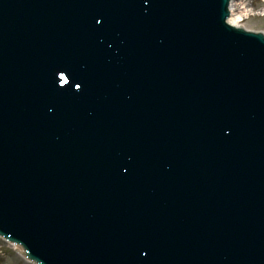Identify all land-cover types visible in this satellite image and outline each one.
<instances>
[{"label": "water", "instance_id": "obj_1", "mask_svg": "<svg viewBox=\"0 0 264 264\" xmlns=\"http://www.w3.org/2000/svg\"><path fill=\"white\" fill-rule=\"evenodd\" d=\"M136 2L0 0V223L51 264H264V92L191 71L195 30L160 63Z\"/></svg>", "mask_w": 264, "mask_h": 264}, {"label": "rangeland", "instance_id": "obj_2", "mask_svg": "<svg viewBox=\"0 0 264 264\" xmlns=\"http://www.w3.org/2000/svg\"><path fill=\"white\" fill-rule=\"evenodd\" d=\"M254 2V3H250ZM249 8L253 12L250 18L246 19L243 24L245 27L255 30H264V1L263 0H247ZM0 264H29L14 249L0 240Z\"/></svg>", "mask_w": 264, "mask_h": 264}, {"label": "bare ground", "instance_id": "obj_3", "mask_svg": "<svg viewBox=\"0 0 264 264\" xmlns=\"http://www.w3.org/2000/svg\"><path fill=\"white\" fill-rule=\"evenodd\" d=\"M232 8V18L230 20L234 25L243 23V20L250 17L252 14L251 9L249 8V3L247 0H234ZM264 16L263 14H261ZM20 251V249H18Z\"/></svg>", "mask_w": 264, "mask_h": 264}]
</instances>
